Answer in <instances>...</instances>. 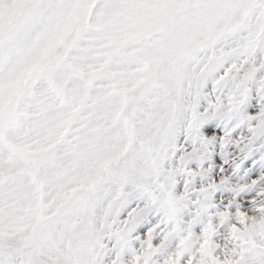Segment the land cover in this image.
<instances>
[{"label": "snow or ice", "instance_id": "6c2138e0", "mask_svg": "<svg viewBox=\"0 0 264 264\" xmlns=\"http://www.w3.org/2000/svg\"><path fill=\"white\" fill-rule=\"evenodd\" d=\"M0 264H264V0H0Z\"/></svg>", "mask_w": 264, "mask_h": 264}]
</instances>
